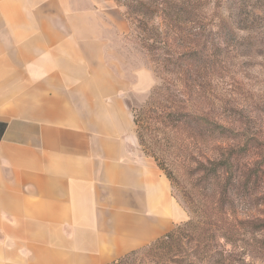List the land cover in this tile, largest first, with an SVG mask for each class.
<instances>
[{"label": "crops", "instance_id": "0c3cea01", "mask_svg": "<svg viewBox=\"0 0 264 264\" xmlns=\"http://www.w3.org/2000/svg\"><path fill=\"white\" fill-rule=\"evenodd\" d=\"M100 2L0 0V264H112L186 219L137 147Z\"/></svg>", "mask_w": 264, "mask_h": 264}, {"label": "rangeland", "instance_id": "374dc122", "mask_svg": "<svg viewBox=\"0 0 264 264\" xmlns=\"http://www.w3.org/2000/svg\"><path fill=\"white\" fill-rule=\"evenodd\" d=\"M100 1L137 147L186 213L120 264H264V0ZM243 147L222 212L212 170Z\"/></svg>", "mask_w": 264, "mask_h": 264}, {"label": "trees", "instance_id": "16d2710c", "mask_svg": "<svg viewBox=\"0 0 264 264\" xmlns=\"http://www.w3.org/2000/svg\"><path fill=\"white\" fill-rule=\"evenodd\" d=\"M246 150H248V148H246V147H243V148H240L237 150H232L229 157L225 161H222L219 164V167H216L212 170L214 181L217 182V186H220V189L222 190V193H220V196L222 198L217 202L218 206L216 207V208H219L222 212L225 210V207H224V203H226L225 202L226 201L225 194H227V193L232 194L230 189H227L226 183L228 182V179L235 180V178H237V179H239L238 182L240 181V179H241L240 175H238L237 177L233 176L235 174V172L238 171V169H239V165H238V167H236L235 162H240L243 160V154H244V152H246ZM214 163H216V162H214ZM239 171H240V169H239ZM230 176H231V178H230ZM223 178H225L224 179L225 184L221 185ZM234 187H236V185H234ZM228 198L230 199L232 197H228ZM233 204H234V202L229 203V209L228 210L232 209ZM174 234H175V232L172 231V232L166 234L165 236H163L162 238L158 239L156 241L157 245L158 244L159 245H165L167 243V239H172L174 237ZM153 244L154 243L150 244L149 246H152ZM134 253L135 252H132L131 254L125 256L124 258H121L118 262H115L113 264H120L122 262H125Z\"/></svg>", "mask_w": 264, "mask_h": 264}]
</instances>
